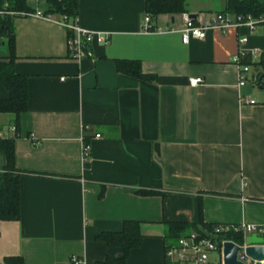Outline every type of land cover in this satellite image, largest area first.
I'll return each instance as SVG.
<instances>
[{
    "label": "crops",
    "instance_id": "obj_1",
    "mask_svg": "<svg viewBox=\"0 0 264 264\" xmlns=\"http://www.w3.org/2000/svg\"><path fill=\"white\" fill-rule=\"evenodd\" d=\"M224 3L187 0L185 12L208 20ZM146 13L145 0H77L78 23L108 33L79 57L58 14L13 18V64L26 76L27 107L17 123L0 112V130L16 128L21 171L19 218L0 219V264L5 256L76 264L73 254L95 264L120 254L96 235L125 219L139 220L143 234L127 264H166L169 221L264 225V88L237 83L239 63L259 78L264 23L212 27L184 42L183 12L152 17V28H174L162 31L142 30ZM9 54L0 37V57ZM118 58L138 59L153 77L118 70ZM191 76L203 81L190 85ZM5 162L0 149V170ZM242 236L264 243L254 232Z\"/></svg>",
    "mask_w": 264,
    "mask_h": 264
},
{
    "label": "trees",
    "instance_id": "obj_2",
    "mask_svg": "<svg viewBox=\"0 0 264 264\" xmlns=\"http://www.w3.org/2000/svg\"><path fill=\"white\" fill-rule=\"evenodd\" d=\"M46 7L44 12L65 14L68 18H74L77 13V0H45ZM224 6L221 10L230 12L235 17L249 13L254 18L264 16V0H224ZM32 5L28 0H0V37L7 40L10 47L8 57H0V78L5 84L8 96L0 98V112H10L18 121L19 114L27 107L26 76L18 73L14 69V24L13 18L16 16L9 11H29ZM145 10L152 17L163 12H185L187 11V0H145ZM260 23H264V20ZM70 35V30H68ZM118 70L145 79H151V73H144L141 70V64L138 59L118 58L116 59ZM264 72V62L261 61ZM264 84V76L260 81ZM9 136L0 137V149L4 152L6 162L0 170V219H18L20 215V190L19 175L21 171L14 165V136L16 128ZM10 126V127H11ZM84 141L87 137L84 135ZM138 192H152L147 189H138ZM169 221L167 230L164 234L166 246L174 243L176 239L188 233L192 228L199 226L212 225L208 222L198 221ZM226 236L236 241L242 242L241 233L228 232ZM97 239L105 241L109 246L120 250L117 256L107 255L104 259L98 260L95 264H127V256L130 250L136 247L143 238L140 228V221L135 219H125L119 230L102 231L96 235ZM4 264H23L21 256H5ZM166 264H169L165 259Z\"/></svg>",
    "mask_w": 264,
    "mask_h": 264
},
{
    "label": "built area",
    "instance_id": "obj_3",
    "mask_svg": "<svg viewBox=\"0 0 264 264\" xmlns=\"http://www.w3.org/2000/svg\"><path fill=\"white\" fill-rule=\"evenodd\" d=\"M32 5V10L29 11H9L14 15H33L36 17H43L51 19L54 13L44 12L46 6L45 0H28ZM42 3L45 6H42ZM0 12H2L0 10ZM63 24L67 30H70L68 35V47L69 52L73 57H79L81 55H91V44L94 40L105 43L108 39V33L106 31L92 30L81 26L76 17L68 18L65 14L59 15ZM151 16L146 13L143 17L140 26L144 31L150 30H173L172 27L152 28L150 22ZM183 26L181 27L182 40L187 42L191 36L202 38L208 28L220 27L222 29L230 25H247L250 29L255 28L257 23L264 20V16L258 18L252 17L251 14L246 13L238 15L232 19L230 13L225 10L216 12L208 20L196 21L195 18L189 16L188 13H182ZM246 39L245 36H241L239 40L242 42ZM237 60V57H234ZM250 64L239 63L237 83L243 85L248 81L257 82L258 76L250 75ZM203 78L201 76L189 77L190 85H197L201 83ZM243 100V98H242ZM250 103L254 102V99H248ZM86 127V126H85ZM14 131V127L11 126L5 130H0V137L9 136ZM98 137L99 133H95ZM89 143L83 142L82 153L85 157L89 150ZM228 232L241 233L242 235L254 232L260 236H264V225L254 223H240V224H226V223H214L209 226H199L192 228L188 233L179 236L176 241L168 246L164 250L166 260L171 264H210L212 256L215 257V264H223V244L227 240H231L239 245L237 252V258L241 261L252 262L249 255L245 253L246 242H239L226 236ZM72 262L79 264L83 259L77 255H71Z\"/></svg>",
    "mask_w": 264,
    "mask_h": 264
},
{
    "label": "water",
    "instance_id": "obj_4",
    "mask_svg": "<svg viewBox=\"0 0 264 264\" xmlns=\"http://www.w3.org/2000/svg\"><path fill=\"white\" fill-rule=\"evenodd\" d=\"M190 17L196 18L195 13L189 14ZM264 76V72L259 75L258 81L260 83ZM264 88V84H260ZM239 245L231 240H227L223 244V264H263L264 262V243L247 244L244 248L245 253L250 256L252 262L241 261L237 258Z\"/></svg>",
    "mask_w": 264,
    "mask_h": 264
},
{
    "label": "bare ground",
    "instance_id": "obj_5",
    "mask_svg": "<svg viewBox=\"0 0 264 264\" xmlns=\"http://www.w3.org/2000/svg\"><path fill=\"white\" fill-rule=\"evenodd\" d=\"M264 263V262H263Z\"/></svg>",
    "mask_w": 264,
    "mask_h": 264
}]
</instances>
